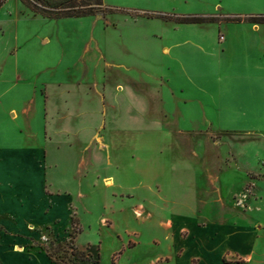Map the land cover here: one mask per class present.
<instances>
[{"label":"rangeland","instance_id":"rangeland-1","mask_svg":"<svg viewBox=\"0 0 264 264\" xmlns=\"http://www.w3.org/2000/svg\"><path fill=\"white\" fill-rule=\"evenodd\" d=\"M104 2L117 10L0 8V149L28 140L10 106L43 95L69 113L47 194L0 191V264H55L42 246L70 241L74 216L91 257L70 264H264V22L249 19L264 0Z\"/></svg>","mask_w":264,"mask_h":264},{"label":"crops","instance_id":"crops-1","mask_svg":"<svg viewBox=\"0 0 264 264\" xmlns=\"http://www.w3.org/2000/svg\"><path fill=\"white\" fill-rule=\"evenodd\" d=\"M53 81L52 76V79L45 78L35 83H53ZM84 82L86 83V80ZM131 97H134L133 103L135 106L141 104L139 101L140 97L134 96L133 93ZM128 102L132 103L131 101ZM128 107L129 106L126 105L125 109ZM65 110L67 109L64 108V111ZM7 111L8 114H11L13 121L22 119L23 116H25V119L29 118V121H27L28 130L26 132L28 140L23 147L0 149V182L3 183H0V191H2L4 187L6 188L7 185L11 187L12 183H16L18 187L21 186V191H28L26 185L28 182H31L33 185L42 186L44 194H47V144L52 140L55 130L60 128L61 130L63 129V126H65L64 120H68L67 117H69V113L67 112L66 114L63 111L64 113L59 115L54 108L53 98L43 95L32 97L29 102L25 103V106H23L20 111L16 106H10V109ZM13 111L16 115L13 114ZM137 118L138 117H135L133 119ZM5 120L6 118H2L0 123L5 122ZM61 121L63 122L62 124ZM2 127L3 126H0V133L6 132ZM17 133L19 136L22 135L20 131H17ZM6 175H8V177H6ZM38 180L40 182H38ZM34 181L37 183L35 184ZM5 190L7 191L6 197H9V189L7 190L6 188Z\"/></svg>","mask_w":264,"mask_h":264},{"label":"trees","instance_id":"trees-1","mask_svg":"<svg viewBox=\"0 0 264 264\" xmlns=\"http://www.w3.org/2000/svg\"><path fill=\"white\" fill-rule=\"evenodd\" d=\"M6 0H0V8ZM22 2L37 14L52 19L78 18L93 15L105 17L117 9L109 7L104 0H22ZM251 21L264 22V14L251 16ZM182 22L198 21L192 18H181ZM79 219H72V239L66 242H58L55 246H42L46 251L47 257L55 264H70L73 259L89 260L91 255L86 250L81 249L75 243L74 238L81 232L78 228Z\"/></svg>","mask_w":264,"mask_h":264},{"label":"bare ground","instance_id":"bare-ground-1","mask_svg":"<svg viewBox=\"0 0 264 264\" xmlns=\"http://www.w3.org/2000/svg\"><path fill=\"white\" fill-rule=\"evenodd\" d=\"M136 213H137V215H141V214H140L141 212H139V211H137ZM18 247H19V246H18ZM19 250L22 251V248H19ZM17 251H18V250H17Z\"/></svg>","mask_w":264,"mask_h":264}]
</instances>
